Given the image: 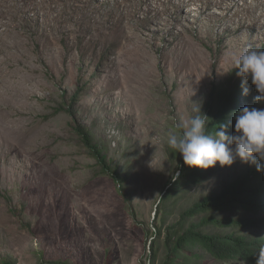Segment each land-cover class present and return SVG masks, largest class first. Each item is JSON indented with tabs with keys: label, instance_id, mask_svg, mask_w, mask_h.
<instances>
[{
	"label": "rangeland",
	"instance_id": "1",
	"mask_svg": "<svg viewBox=\"0 0 264 264\" xmlns=\"http://www.w3.org/2000/svg\"><path fill=\"white\" fill-rule=\"evenodd\" d=\"M24 2L0 0V263L162 264L166 227L256 168L239 158L200 167L162 200L182 157L169 131L181 132L198 103L207 115L221 88L240 87L236 70L225 71L246 46L264 50V0H193L176 12L188 21L174 23L170 40L174 26L159 31L144 8L177 1L65 0L54 22ZM248 87L240 108H264ZM216 215L258 219L245 233L264 239V212ZM195 251L190 264H246Z\"/></svg>",
	"mask_w": 264,
	"mask_h": 264
},
{
	"label": "trees",
	"instance_id": "2",
	"mask_svg": "<svg viewBox=\"0 0 264 264\" xmlns=\"http://www.w3.org/2000/svg\"><path fill=\"white\" fill-rule=\"evenodd\" d=\"M243 95L241 87L234 91L221 88L218 91L215 105L207 111L209 124L207 131L211 134L226 123L227 133L235 124V110L239 109ZM85 135V143L90 146V138ZM94 151V150H93ZM100 161H105V155L96 153ZM179 177H175L163 192L162 200H169L183 186L193 183L202 174L201 168L187 166L181 157ZM242 209L253 214L264 212V173L252 169L245 177L236 180L217 195L206 196L197 201L182 213L178 223L166 227H156V237L151 242V258L156 259L159 252L158 240L163 232L164 260L162 264H190L199 259L202 254L196 249H202L213 258L220 261L242 260L246 264H256L259 250L264 248V239L254 236L245 230L260 228L258 219L253 218H221L219 215L233 209ZM191 225L188 222L200 217ZM229 229L227 233L208 232L209 227ZM248 232V231H247ZM0 264H17L13 260H4ZM40 264H65L59 261H46ZM155 264V262L153 263Z\"/></svg>",
	"mask_w": 264,
	"mask_h": 264
},
{
	"label": "clouds",
	"instance_id": "3",
	"mask_svg": "<svg viewBox=\"0 0 264 264\" xmlns=\"http://www.w3.org/2000/svg\"><path fill=\"white\" fill-rule=\"evenodd\" d=\"M233 70L240 78L243 94H249L250 80L258 93L254 101L264 104V50L246 46L233 55L232 67L225 72ZM192 111L196 114L176 125L181 132L170 130L167 137L168 146L182 155L185 165L207 169L219 162L221 166H231L239 158L264 173V108L246 105L235 110L232 134L227 133L226 123H221L214 134L209 133V117L201 112L200 104ZM256 264H264V248L259 250Z\"/></svg>",
	"mask_w": 264,
	"mask_h": 264
},
{
	"label": "bare ground",
	"instance_id": "4",
	"mask_svg": "<svg viewBox=\"0 0 264 264\" xmlns=\"http://www.w3.org/2000/svg\"><path fill=\"white\" fill-rule=\"evenodd\" d=\"M20 4H22L23 6H26L24 0H17ZM32 6H34L38 13H45V16L47 17L48 22L52 21L54 22L55 18H54V11L58 10V4H62L65 2V0H30ZM69 1V0H66ZM170 1H177V5L174 6L171 9H165L163 8L162 12L161 10H159L157 8V5H155V3H150L149 7H145L144 10L150 14H152V17H149V22L153 23V26H156L159 28V31H161V28H165L168 25H172L174 26V31H168L165 34H169V40L176 34L177 32V28L176 25H174V23H177V25H181L184 24L185 22L188 21V17L186 15V12L181 13L180 15H176V12H179L178 9L181 8L183 9V5L187 4L186 6L189 5V2H191L193 0H169ZM119 4V1H116V7ZM115 7V8H116ZM114 8V9H115ZM114 9H112L109 12V15H112L114 12ZM204 9V8H203ZM45 10V11H44ZM143 10V13H144ZM165 15V17H164ZM45 21V20H44ZM46 22V21H45ZM50 25H53V23H49ZM174 32V34H173Z\"/></svg>",
	"mask_w": 264,
	"mask_h": 264
}]
</instances>
